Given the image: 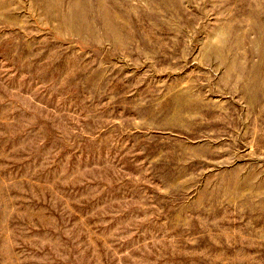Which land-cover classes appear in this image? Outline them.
<instances>
[{"label":"rangeland","instance_id":"374dc122","mask_svg":"<svg viewBox=\"0 0 264 264\" xmlns=\"http://www.w3.org/2000/svg\"><path fill=\"white\" fill-rule=\"evenodd\" d=\"M0 264H264V0H0Z\"/></svg>","mask_w":264,"mask_h":264}]
</instances>
